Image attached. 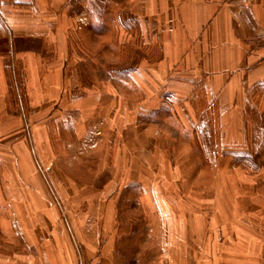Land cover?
Here are the masks:
<instances>
[{"label":"crops","instance_id":"obj_1","mask_svg":"<svg viewBox=\"0 0 264 264\" xmlns=\"http://www.w3.org/2000/svg\"><path fill=\"white\" fill-rule=\"evenodd\" d=\"M167 101L170 130L157 127ZM262 105L264 0H0V264H264L257 177L217 178L215 199L185 203L162 188L182 180L164 136L187 164L243 169ZM148 123L158 144L123 139Z\"/></svg>","mask_w":264,"mask_h":264},{"label":"rangeland","instance_id":"obj_2","mask_svg":"<svg viewBox=\"0 0 264 264\" xmlns=\"http://www.w3.org/2000/svg\"><path fill=\"white\" fill-rule=\"evenodd\" d=\"M82 43L84 44L85 42H82ZM131 59H133V58H131ZM115 66H116V71L119 69H122L121 67L123 66V61H122L121 57L119 59L116 58ZM200 107L202 108V110L208 108L207 105H203ZM252 107H254V106H252ZM252 107L249 106V111L254 112L253 111L254 108H252ZM160 112L162 114L163 121H162V125L157 126V127L170 130L173 128H177L178 124L181 125V123L173 115L174 114V108L169 101L164 103ZM252 112H250L248 114V125L251 126L254 133L259 131L262 136L254 137L253 144H254V141L259 142V144H257L259 151L256 152L257 149L256 150L252 149L254 151L252 154L253 157H251L250 154H248V153L242 155L243 161H244L243 162V164H244L243 169H236L234 166V163H228L226 166L222 165V166L217 167V168H215L213 166H211L210 168H207L206 166L197 167V166H195V164L197 163L195 161L196 158H194L193 156L191 157L190 162L187 164L186 161H184V156L186 155V154H184L185 149L182 147L184 144H182L178 140L177 137H173L171 135H168L167 137L164 136L163 137V144H164L163 149L164 150H162L163 151L162 153H164L163 154V160L166 163L167 159H169L171 161L172 165H174L175 167L176 166L179 167L177 169L180 173L182 180L179 181L181 183L179 187L178 186H170V185L162 186L163 190L168 191V192H172L171 191L172 189H177L180 191V187H182L184 193L180 194L179 199L182 198L184 203L187 201L186 198H188V196H190V195L191 196L193 195L195 197H202L203 194L204 195L205 194L210 195V193H211V198L215 199L216 193L212 191V188L214 185L213 184L214 180L217 178L224 177V176L229 177L230 175L231 176L235 175V176H240V177L241 176H243V177L244 176L245 177H257L258 178L257 181L259 182L260 188L262 189V187H264V105L259 106L258 109L255 108V112H257V114H254ZM211 114H212L213 119L209 118L208 120H205V119H207V118H205V119H202L200 122H198V125H199L198 128L200 130H202L203 132L205 130L209 131V130L218 129V121L216 118L217 112L214 111ZM149 124H151V123H148V125L145 127L148 128V130H149L147 132H152L150 129H153L155 127L154 126L155 124L154 123H153L154 125L153 124L149 125ZM131 127H132V129L138 130L137 128H139L140 126H137L136 128L133 126H131ZM118 129H120V128H119V126L116 125L115 130L118 131ZM136 130H134V131L137 132ZM129 134L131 135V133H128V131L121 133V135H123V139L128 141L127 143L131 144L132 147L138 145L139 143H143V142L148 143V145H149V143H151V141L155 142L154 145L158 144L156 142V140H158V138H154L155 132H152V134L148 133L147 137H145L144 135H142L143 133H141V135H138V136H136V138H133V139L131 136H129V137L127 136ZM137 134H139V133L137 132ZM150 135H152V136H150ZM126 137H127V139L131 138V140L130 141L127 140ZM205 139H207V138H205ZM216 139H218V137H215V138L212 137L209 140H211V142H216L215 141ZM199 140L203 141L202 137H200ZM206 141H208V140H206ZM101 149L102 148L100 147L99 151H101ZM148 152H149V154L153 153L152 155L155 154L154 152H151V151H148ZM157 153H159V152H157ZM99 154L100 155H98L97 151L87 154L88 159L85 160L86 161L85 168L79 169V171H81L84 174L83 175L84 177H89V178L94 177V174H92V171L94 172L95 167H97V164L99 163V161H101L100 157L102 156V153L99 152ZM209 154L212 157H214V156L218 155L219 153H215V152L211 151ZM131 155L137 157L138 156V150L136 148H134V149L132 148ZM83 159H86V158L84 157ZM72 160H73V163H75V160H78V159H76V156H74V154L72 155ZM200 160H202V159L200 158ZM251 160H256V165H258V166L253 167L251 169L250 168ZM200 165H202V164H200ZM73 166H75V165H73ZM78 166H81V165L78 163ZM78 168H80V167H78ZM155 168L156 167L152 164L151 171L153 173L155 171ZM75 169L76 168L71 170V176L73 179L76 178L77 180H79L77 177H79L80 175L78 176V173ZM164 171H165V168H164ZM173 171H176V168ZM76 174H77V176H76ZM153 176H154V174H153ZM78 187H80L81 189L82 188L83 189L84 188L89 189V186H85L82 184H79ZM93 187H95V186H93ZM89 193H91V191L83 192L82 195L86 197V195H89ZM246 201H244L243 205L247 204ZM126 205H127V207H126L127 209L124 210V212H138V209L134 205H132V202H130ZM244 209L247 211L248 210L250 211L251 208L248 207V205H247L246 207H244Z\"/></svg>","mask_w":264,"mask_h":264}]
</instances>
